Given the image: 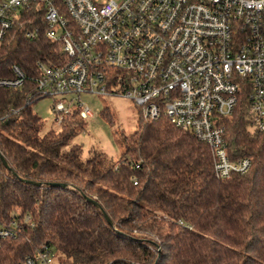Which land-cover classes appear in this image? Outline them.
<instances>
[{
	"label": "trees",
	"instance_id": "16d2710c",
	"mask_svg": "<svg viewBox=\"0 0 264 264\" xmlns=\"http://www.w3.org/2000/svg\"><path fill=\"white\" fill-rule=\"evenodd\" d=\"M21 23L0 44V79L14 78L13 66L25 75L20 89L0 87V220L30 221L3 242L0 264L43 244L55 264H264V135L243 115L227 122L232 157L254 160L227 181L214 176L210 149L163 117H139L134 133L117 136L116 163L104 167L101 154L82 161L79 145L64 150L85 130L81 109L40 134L36 63L63 57Z\"/></svg>",
	"mask_w": 264,
	"mask_h": 264
},
{
	"label": "built area",
	"instance_id": "2783aa9c",
	"mask_svg": "<svg viewBox=\"0 0 264 264\" xmlns=\"http://www.w3.org/2000/svg\"><path fill=\"white\" fill-rule=\"evenodd\" d=\"M19 21L29 39L42 33L60 46L63 58L38 61L35 78V95L55 101L57 125L75 108L95 117L70 95L123 98L142 119L163 117L206 145L218 180L251 170L252 157L229 152L227 122L243 115L264 135V0H0V44ZM12 71L0 87L24 85ZM29 221L0 220V249ZM17 264H55V254L43 244Z\"/></svg>",
	"mask_w": 264,
	"mask_h": 264
},
{
	"label": "rangeland",
	"instance_id": "374dc122",
	"mask_svg": "<svg viewBox=\"0 0 264 264\" xmlns=\"http://www.w3.org/2000/svg\"><path fill=\"white\" fill-rule=\"evenodd\" d=\"M72 106L82 103L83 106L95 113L94 119L85 120V130L71 139L66 151L79 145L82 161L98 157L104 167L111 162H117L121 156V149L115 143L117 136L129 135L135 132L139 121V112L134 104L123 98H107L91 94L70 95ZM53 98L45 97L37 101L32 107L33 112L42 120L41 135L54 130L58 131L57 115L51 112L54 104ZM107 110L110 122L105 120L101 112Z\"/></svg>",
	"mask_w": 264,
	"mask_h": 264
}]
</instances>
